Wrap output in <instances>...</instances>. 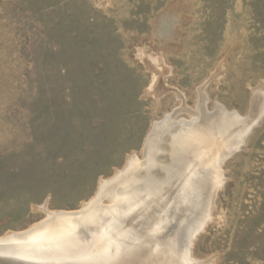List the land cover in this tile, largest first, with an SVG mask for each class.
<instances>
[{"label": "rangeland", "instance_id": "1", "mask_svg": "<svg viewBox=\"0 0 264 264\" xmlns=\"http://www.w3.org/2000/svg\"><path fill=\"white\" fill-rule=\"evenodd\" d=\"M202 85L211 112L264 113V0H0V238L109 200L175 91L195 109ZM222 170L214 206L210 174L192 203L209 219L188 264H264V118Z\"/></svg>", "mask_w": 264, "mask_h": 264}, {"label": "bare ground", "instance_id": "2", "mask_svg": "<svg viewBox=\"0 0 264 264\" xmlns=\"http://www.w3.org/2000/svg\"><path fill=\"white\" fill-rule=\"evenodd\" d=\"M206 86L198 91L199 101L195 109L185 106L183 94L175 91L183 107L153 125L145 146L144 161L130 158L125 172L116 179L102 182L103 195H108L109 206L97 209L79 221L58 217L49 228L33 230L21 238L11 239V242L0 246V264H188L192 244L197 234L204 230L203 221L209 217L201 211L199 201L194 211L198 214L197 220L193 218L194 214L189 215L191 218L187 225L181 224L184 230L180 228L184 237L177 234L173 238L171 231L177 213L186 208L190 212L196 195L202 199L208 174L212 179V191L205 207L210 210L214 206L215 191L222 184V166L234 151L245 146L247 137L264 118L262 110L243 117L222 103H215L214 112H211L207 108L210 99ZM183 113L192 118L181 119ZM182 154L186 155L184 161L175 160ZM147 181L160 186L154 190L157 194L175 185L176 197L169 201L162 199L168 204L158 215L156 209L144 215L146 218L142 225L145 233L138 235L136 230L120 231L116 236L98 242L100 223H115L118 216L127 213L135 204L144 206L147 199L155 196L154 192L145 193ZM100 198L96 201L100 202ZM55 214L48 213V216ZM80 228L89 231L88 237L82 238ZM90 243L97 245L95 249ZM101 244L108 247L103 249Z\"/></svg>", "mask_w": 264, "mask_h": 264}, {"label": "water", "instance_id": "3", "mask_svg": "<svg viewBox=\"0 0 264 264\" xmlns=\"http://www.w3.org/2000/svg\"><path fill=\"white\" fill-rule=\"evenodd\" d=\"M127 167L124 169V171L127 169ZM118 174L116 175V177L119 176ZM174 187L175 186L170 187V189L165 188V190L160 191L158 193L157 197L154 196L152 198V200H150L148 202L149 204H146L143 206L142 204L137 203L131 209H129V211L127 213L118 216V218H117L118 221L116 222L118 230H120L122 232H126V231L127 232L128 231L133 232L136 230L138 235L145 233V226L142 225V220H144L146 218L144 215H146L147 210L150 209L151 206L158 204L156 206V213L158 215V213L162 210V208L165 206V204H168L167 200L168 201L170 199L174 200V198L176 197L177 192L174 191ZM166 198H167L166 201H164V202L161 201L162 199H166ZM193 198L196 199L195 197H193ZM105 199H107V198H103L102 202H99V200L95 201L93 199L90 201V203L87 206H84L81 210H78L76 212H61V213H56L55 215L49 216V217H47V219L40 222L38 225H36L33 228H30L26 231H23L22 233L12 234L6 238L0 239L1 240L0 246L6 244L8 242H11L10 241L11 239L21 238L22 236L32 232L36 228H38L40 226H44L45 224H48L49 222L53 221L54 219H56L58 217H67V218H71L73 221H79L82 218H84V216L88 215L89 213L94 212L97 209H101L104 206H106L104 204ZM190 212L189 211L187 212V208H186V209H184V211L181 210V211H179V213H177V218H176L174 227L171 231V235L173 234V238H174V235H177V234H179L180 237H184V232L182 230L180 231V228L184 230V228L181 227V224L183 225L185 223L187 225V223L189 222L188 219L191 218V217H189V215L194 214V211L192 213H190ZM87 232H89L87 229L80 228V235L82 236V238L88 237ZM90 245H91V243H90Z\"/></svg>", "mask_w": 264, "mask_h": 264}]
</instances>
